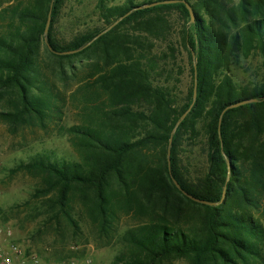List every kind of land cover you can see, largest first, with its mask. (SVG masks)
Segmentation results:
<instances>
[{"label": "trees", "instance_id": "trees-1", "mask_svg": "<svg viewBox=\"0 0 264 264\" xmlns=\"http://www.w3.org/2000/svg\"><path fill=\"white\" fill-rule=\"evenodd\" d=\"M85 1L0 0V122L71 150L21 160L12 172L36 186L11 210L71 242L83 223L110 239L128 219L112 264H264V0H184L194 22L182 0H96L102 26L65 34V8ZM258 57L262 75L238 82Z\"/></svg>", "mask_w": 264, "mask_h": 264}, {"label": "rangeland", "instance_id": "rangeland-1", "mask_svg": "<svg viewBox=\"0 0 264 264\" xmlns=\"http://www.w3.org/2000/svg\"><path fill=\"white\" fill-rule=\"evenodd\" d=\"M124 0H115L122 3ZM96 0H86L82 5L69 3L64 10L59 29L65 34L71 31L77 32L88 27L102 26L95 14ZM179 16L173 14L178 29L181 22H177ZM68 36V35H67ZM181 60L184 61L186 72L181 84V90L185 93L190 86V73L187 53L183 52ZM260 58L243 63L241 67L233 70L238 82L248 80L256 73L262 75ZM45 150H55L59 155H68L71 150L66 138L56 134L45 136L41 131H25L18 135H11L5 124L0 122V228L11 229L14 243L19 244L27 255L36 256L46 262H57L65 259L91 260L92 264H112L114 257L121 250L118 243L119 235L129 227L131 222L122 219L116 232L110 239H100L93 229L83 223V232L79 242H71L68 236L56 237L53 234L43 233L36 235L38 221H31V211H12L15 205L26 201L36 186V181L24 173L14 174L12 170L21 160ZM198 162L204 166L206 155L201 147H196Z\"/></svg>", "mask_w": 264, "mask_h": 264}, {"label": "built area", "instance_id": "built-area-1", "mask_svg": "<svg viewBox=\"0 0 264 264\" xmlns=\"http://www.w3.org/2000/svg\"><path fill=\"white\" fill-rule=\"evenodd\" d=\"M11 229L0 228V264H92L91 260L65 259L59 262H46L30 256L12 240Z\"/></svg>", "mask_w": 264, "mask_h": 264}, {"label": "water", "instance_id": "water-1", "mask_svg": "<svg viewBox=\"0 0 264 264\" xmlns=\"http://www.w3.org/2000/svg\"><path fill=\"white\" fill-rule=\"evenodd\" d=\"M180 2L179 0H169V1H163V2H155V3H152V4H148L146 6H144V8H151V7H155V6H158V5H161V4H173V3H178ZM182 2L185 3L187 9L189 10V13H190V16H191V21L194 22V13H193V10L191 8V6L186 3L184 0H182ZM51 16H52V9L50 10L49 12V15H48V20H47V25H46V29H45V38L47 39L48 37V32H49V27H50V24H51ZM118 22L114 23L113 25H111L110 27H108L107 29H105L104 31H102L97 37H95L93 39V41H90L89 43H87L84 47L78 49V50H75V51H70V52H58L59 54H71V53H77L81 50H83L84 48L88 47L89 45H91L97 38H99L100 36L104 35L105 33H107L109 30H111ZM49 48L51 49V47L49 46ZM193 58L195 60V55L193 53ZM197 99V73L195 74V87H194V93H193V103L191 104L189 110L181 117V119L178 121V123L176 124L175 128H174V131L175 132L177 130V128L179 127L180 123L185 119V117L187 116V114L190 112V110L192 109V107L194 106L195 104V101ZM253 101H256V100H253ZM222 117L223 115L221 116L220 118V125H221V121H222ZM172 143V138L170 139V145ZM170 151L168 153V158H169V163H170ZM229 166V164H228ZM229 179V178H228ZM175 185L178 189L182 190L181 187H180V184L178 182L175 181ZM183 191V194L185 196H187L189 199L195 201V202H198V203H201V204H205V205H210V206H216L218 203H212V202H209V201H206V200H202V199H199V198H196L195 196L187 193L186 191L182 190ZM225 195H226V187L224 188V192H223V198H222V201L224 200L225 198Z\"/></svg>", "mask_w": 264, "mask_h": 264}]
</instances>
